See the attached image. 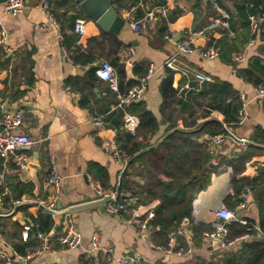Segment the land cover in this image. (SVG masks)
Returning <instances> with one entry per match:
<instances>
[{
	"label": "crops",
	"instance_id": "crops-1",
	"mask_svg": "<svg viewBox=\"0 0 264 264\" xmlns=\"http://www.w3.org/2000/svg\"><path fill=\"white\" fill-rule=\"evenodd\" d=\"M6 1L0 0V30L7 33L5 47L0 48V107L23 112L21 131L41 141L29 151L31 162L25 171H19L11 160L0 159V193L5 188L10 192L8 200L4 197L0 201V251L6 255L0 256V264H18L15 245L28 244L26 254L38 246L33 232H26L25 226L35 223L33 218L43 212L37 208L36 201L55 196L52 190L43 187L50 168L49 149L62 177V190L57 196L62 211L99 201L94 185L104 189L118 185L123 168L112 159L106 140H116L121 129V114L107 115L104 128L91 123L93 117L106 115L116 103L115 95L108 92L106 84L95 74L102 60L114 67L124 91L144 76L151 65L155 68L148 90L134 102L143 103L158 121L155 133L139 138L144 147L159 145L168 133L182 130L195 132V141L203 145L208 154L206 166L213 171L211 181L196 195L191 219L176 226L185 222L177 242L179 247L192 248L193 253L178 257L152 249L151 242L166 245L168 235L159 236L152 222L145 234L127 225V218H144L160 202L141 204L139 192L147 183V176L145 166L135 162L129 163L123 174L120 190L122 199L137 196L139 200L135 205L119 215L107 213L104 204H91L69 213L83 235V245L76 250L57 243L64 232L68 213L51 214L53 226L48 232L53 239L51 251L31 264H46L48 259L51 264L86 261L113 264L114 259L122 256L140 258V264H192L198 260L221 263L227 254L242 247L221 250L203 239L202 232L208 226L204 223L210 221L212 211L221 206L252 222L251 237L247 241H264V168L256 166L257 161L264 159V99L256 95L257 89L264 85V0H110L113 9L125 20L118 33L105 30L97 21L85 17L78 0H49L51 11L62 27V40L72 53V63L64 56L55 30L42 28L47 13L38 6L40 0H23L26 9L18 15L5 13ZM165 3L171 7L167 20L160 24L145 20L147 12ZM133 7H137V12L128 19L126 15ZM222 12L231 16L232 31L241 29L235 39L222 27L213 26V20L220 19ZM253 16L260 17L261 21L257 32L250 34L247 28ZM79 18L87 19L88 31L77 46L73 27ZM135 25L140 29L136 30ZM167 28L179 37L196 34L195 44L204 49L211 45L220 48L221 55L216 60H205L199 55L181 58L185 64L212 77L213 83L200 85L192 81V89L184 91L186 79L164 68L175 49L174 43L164 39ZM131 48L135 51L133 65L123 63ZM243 51L246 60L236 62L235 56ZM171 74L176 96L165 102L161 87ZM221 83L228 85L236 97L240 93L247 95L249 118L243 126H237L236 122L227 126L222 112L211 109ZM66 85L79 89L82 98L76 100L63 93ZM214 111L221 113L222 121L212 117ZM116 118L120 123L114 129L108 128ZM213 120L225 124L237 138L249 142L247 147L242 149L239 142L232 139L211 155L202 138L214 134L215 126L205 125ZM46 138L50 140L42 141ZM22 183L33 184V191L21 197L27 200L22 204L26 209H18L10 216L15 200L11 186ZM246 191L247 203L242 207ZM94 234L99 238L98 251H91Z\"/></svg>",
	"mask_w": 264,
	"mask_h": 264
},
{
	"label": "built area",
	"instance_id": "built-area-1",
	"mask_svg": "<svg viewBox=\"0 0 264 264\" xmlns=\"http://www.w3.org/2000/svg\"><path fill=\"white\" fill-rule=\"evenodd\" d=\"M41 9L46 11L47 21L42 23V28L45 30L54 29L59 41L60 47L64 56L67 60L72 63V53L68 51L66 45L62 40V27L60 22L57 20L53 12L51 11L52 5L49 0H40L39 5ZM26 4L23 0H7L4 4V11L9 15H18L25 11ZM170 5L165 3L157 5L154 9L147 12L145 15V20L149 23L156 24L167 20L170 14ZM137 12V7H133L127 13L126 17L131 19L132 16ZM231 16L228 13L222 12V17L220 19L213 20V26H220L225 29L228 33V36L232 39L237 37V34L241 31L238 29L232 31L230 29L229 22ZM260 17L253 16L250 18L249 27L252 34H255L260 26ZM88 22L85 18H79L75 21L73 31L76 35V45L80 46L82 39L87 35L88 31ZM135 29L139 30L140 27L135 25ZM202 34V32L200 33ZM196 34L189 33L185 34L183 37H179L178 34L170 31L168 28L165 30L164 39L168 42L174 43L175 49L170 58H168L164 63V68L170 70L174 73H178L186 79V84L184 86V91H190L192 89V81L198 82L200 85L205 83H213L214 80L212 77L207 76L197 69L185 64L181 58L185 55H199L205 60H216L221 55V50L215 45L204 49L195 44ZM7 40V33L5 30H0V48L5 47ZM9 51V49H8ZM135 51L130 49L127 53L123 63L133 65ZM246 60V52L235 56V61L242 63ZM96 77L106 84L107 90L109 93L115 95L116 103L113 104L106 115L93 117L91 123L97 127L104 128L107 124L106 116L119 113L121 114V129L128 131L132 134H135L140 127V118L133 114L129 107L134 102L139 101L146 91L148 90L149 83L151 78L155 74V68L151 65L147 73L140 77L130 88L126 91H121L120 88V78L114 67L107 60H102L99 63V67L96 69ZM63 93L71 95L74 99L80 100L82 98V93L79 89L73 86L66 85L63 87ZM257 98L264 99V85L260 86L257 89ZM183 99L182 95L180 96ZM239 98V108L236 115V124L237 126H243L249 118V99L245 93H240ZM212 117L219 121H222V115L218 111L212 113ZM24 123V114L21 111H14L11 109L0 107V159L11 160L16 168L19 171H25L30 162L31 156L29 151L39 143L40 141L35 140L31 135L22 132V126ZM234 134L225 124H223V131L217 134L205 135L202 138V142L206 145L208 152L213 155L222 148L229 140H232V135ZM235 135V134H234ZM50 138H46L42 141H49ZM242 142H239L240 147L246 148L247 142L244 139H241ZM107 149L112 157V159L122 166L123 170L119 175V183L113 189H104L100 186L94 185L93 189L96 191L98 200L108 199L109 201L104 204L105 210L111 215H119L120 211L125 210L127 207L135 205L139 198L137 196H128L125 199L121 198L120 185L122 177L124 174V169L132 158L117 142V140H106ZM49 162L50 168L48 174L43 180V187L46 190H52L55 196L52 199H40L36 201L37 208L40 211L55 215L54 213L58 210V198L62 190V177L57 168L56 161L54 156L49 149ZM256 166L264 168V159L257 161ZM3 177V175H2ZM1 183L3 179L1 178ZM9 189L5 188L0 193V201L9 195ZM248 193H243V203L244 207L247 203ZM27 202L26 199L20 198L12 201V211ZM198 216V212H195ZM155 218V212L149 211L146 213L144 218L131 216L126 219V223L129 227L137 230L140 234H145L150 229V224ZM203 223L202 221H199ZM232 222H238L241 225H247L248 221L239 218L238 214L232 210L227 209L224 206L212 211V216L210 221L204 223L207 226L206 229L202 232V237L209 243L215 244L221 250L228 249H237L245 241H247L251 234L249 232L231 237L230 234V224ZM185 222H183L178 228L170 231L167 235V243L164 246L156 245L150 243L152 249H157L165 253H171L178 257L192 255V248H183L179 247L177 242V237L183 234ZM34 230V238L38 242L37 248L28 254L20 255L15 253L18 264H31L36 259L46 256L51 251L52 237L50 233H45L40 230V226L37 223H32L25 226V231L30 232ZM57 243L62 247L70 250H76L82 247L83 245V235L78 231L75 222L71 214H67L66 226L63 234L57 238ZM100 250V243L97 234H94L92 237V246L91 251ZM0 256L5 257V253L0 251ZM113 264H140V258L134 256H122L114 259Z\"/></svg>",
	"mask_w": 264,
	"mask_h": 264
},
{
	"label": "trees",
	"instance_id": "trees-1",
	"mask_svg": "<svg viewBox=\"0 0 264 264\" xmlns=\"http://www.w3.org/2000/svg\"><path fill=\"white\" fill-rule=\"evenodd\" d=\"M247 31L250 33L248 25ZM251 34V33H250ZM173 75H169L162 83V93L167 102L176 96L172 88ZM120 88L123 90L122 79ZM232 99L231 102H228ZM240 102L229 86L221 83L216 89L211 109L222 112L224 123L236 121ZM129 110L140 118V127L135 134L120 129L116 136L119 145L132 156L130 163L139 162L144 167L147 183L140 190L141 204L149 205L153 200H159L154 208L155 218L152 225L157 228L159 236L167 235L176 229L183 220H190L193 210V201L196 195L205 190L211 181L212 170L207 165L208 154L205 149L195 141V132L174 130L159 145L144 147L139 138L147 133H155L158 128L156 117L145 108L143 103H133ZM214 125V134L223 131V125L217 121H209L205 125ZM122 184L120 190H122ZM33 184L22 183L11 186L13 198L19 199L33 191ZM9 199V196L7 197ZM22 205L19 210L26 209ZM34 222L39 224L40 230L48 233L53 226V218L49 213L39 212ZM263 228V223L261 224ZM252 222L241 225L238 222L230 224L231 237L251 233ZM201 230V229H200ZM34 233V230L32 231ZM25 245H15V251L20 255L26 254ZM83 264H94L92 261ZM192 264H264V241H245L240 250L227 254L221 263L195 261Z\"/></svg>",
	"mask_w": 264,
	"mask_h": 264
},
{
	"label": "water",
	"instance_id": "water-1",
	"mask_svg": "<svg viewBox=\"0 0 264 264\" xmlns=\"http://www.w3.org/2000/svg\"><path fill=\"white\" fill-rule=\"evenodd\" d=\"M79 5V9L83 12L84 16L87 18H91L98 22L99 25H101L105 30H109L112 33H118L120 27L124 24L125 20L122 16H120L115 9H113L111 1L110 0H78L77 1ZM120 123V119L116 118L109 126L108 128L114 129L118 124ZM232 135V134H231ZM233 139L237 142H242L241 139L237 138L234 134L232 135ZM247 142V141H246ZM249 144V142H247ZM129 166V163L124 169V173L127 171V168ZM108 199L96 201L94 203H89L85 205H80L78 207H73L72 209H68L66 211H62L61 204H58V210L54 214L57 216L71 213L81 207L84 206H90L91 204L97 205V204H105L108 202ZM22 206V205H20ZM18 206L15 211L10 214V216L14 215L17 210L19 209ZM123 212L120 211V213ZM239 218L242 217L241 214L238 215ZM46 264H51V259H48Z\"/></svg>",
	"mask_w": 264,
	"mask_h": 264
}]
</instances>
